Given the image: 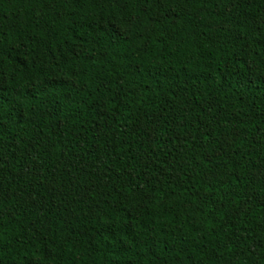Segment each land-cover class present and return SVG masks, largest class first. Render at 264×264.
Listing matches in <instances>:
<instances>
[{
    "label": "trees",
    "instance_id": "16d2710c",
    "mask_svg": "<svg viewBox=\"0 0 264 264\" xmlns=\"http://www.w3.org/2000/svg\"><path fill=\"white\" fill-rule=\"evenodd\" d=\"M0 264H264V0H0Z\"/></svg>",
    "mask_w": 264,
    "mask_h": 264
}]
</instances>
